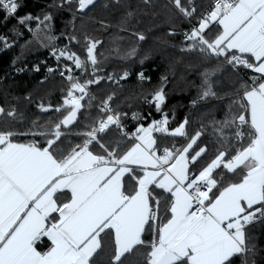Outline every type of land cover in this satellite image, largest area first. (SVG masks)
<instances>
[{"label":"snow or ice","instance_id":"snow-or-ice-1","mask_svg":"<svg viewBox=\"0 0 264 264\" xmlns=\"http://www.w3.org/2000/svg\"><path fill=\"white\" fill-rule=\"evenodd\" d=\"M95 4L59 0L50 7L75 5V13L86 14ZM168 5L177 19L189 20L181 51L219 62L201 73L200 95L192 104L217 97L212 77L218 72L231 68L237 77L226 118L212 122L215 142L200 143L203 128L190 135L187 118L170 128L163 86L145 98L161 118L145 126L151 113H133L137 126L129 132L123 122L127 113L112 106L116 93L98 99L90 90L105 79L118 83L115 75H99L102 42L85 35L78 54L69 45L80 40L71 35L69 44L57 48L50 12L18 18L31 33L22 55L33 43L50 47L57 65L47 72H58L68 87L58 106L38 105L44 113L62 115L51 126L36 121L23 131L0 126V264H98L106 239L112 247L107 264H126L140 248L142 264H235L254 251L253 228L264 225V0H212L203 13L195 0H168ZM20 7L18 0H0L5 21ZM30 21L35 28L28 27ZM133 35L145 40L143 33ZM0 43L11 48L15 41L0 36ZM134 55L135 48L127 53ZM139 79L148 78L140 72ZM93 107L99 116L73 131ZM0 116L15 120L17 110L0 106ZM113 127L117 139L108 138ZM156 133L186 143L161 148ZM70 136L81 142L66 144Z\"/></svg>","mask_w":264,"mask_h":264},{"label":"trees","instance_id":"trees-1","mask_svg":"<svg viewBox=\"0 0 264 264\" xmlns=\"http://www.w3.org/2000/svg\"><path fill=\"white\" fill-rule=\"evenodd\" d=\"M18 2L21 7L14 18L5 21L3 18L5 13L0 12V36H6L10 43L15 41L11 48H4L0 43V106L6 111L13 108L17 110L15 120L0 116V126L23 131L29 128L33 121L48 127L62 119L60 113L53 111L44 113L38 105L51 103L53 106H58L62 102L63 92L67 89L68 83L64 78L56 76L45 82L40 81V74L33 72L32 66L45 57V49L33 43L23 48L22 55V46L31 40V33L25 26L17 23L19 17L28 13L42 18L44 14L50 12L53 16L51 34L57 37L53 42L55 46L69 44L68 37L75 35L80 40V45L72 42L69 46L80 54L85 35L102 42V46L98 48V51L103 53V56L99 57L102 68L99 75L105 77L115 75L118 83L115 80L105 79L100 82L99 87L90 86L91 92L98 99H104L115 92L116 100L112 106L127 113L125 120H129L133 113L138 112L144 116L151 113L149 119L145 121L147 126L151 119H160L161 114L156 112L154 104L145 103V98L150 100L152 94L163 86L166 92L163 112L169 114L170 128L177 127L187 118L189 121L187 131L190 135L203 128L205 134L200 143L203 145L205 142H215L212 122L226 118L231 99L235 94V87H238V83H235L237 77L231 68L218 72L212 77L217 97L200 101L195 106L192 104V101L200 95L201 73L206 68H214L219 62L207 63L196 53L181 51L184 47L183 32L187 30L188 22L186 19L176 18L174 9L168 5V0H96L95 6L91 7L90 11L86 10V14L75 13V5L71 8L65 6L63 9L50 7L59 0H18ZM195 3L203 13L210 7L212 0H195ZM28 27L35 28L36 22L30 21ZM14 28L23 35L17 38L13 32ZM173 30L177 35H170ZM137 32L145 35L144 41H139L133 35ZM133 48L136 49V55L128 57L127 53ZM145 56L147 59H144ZM17 57L21 59L16 60ZM14 60H16L15 64H13ZM141 60L143 63H140ZM17 68L26 70L15 72ZM244 71L242 70V73ZM124 72H128L129 75L120 79ZM140 72H143L148 79L141 81ZM246 74L251 75V71L247 70ZM162 77H166V81L162 82ZM89 115L92 116V120L87 119ZM98 116L99 113L93 107L91 112H85L84 116L80 117L79 124L73 131L83 130L85 124H91ZM136 126L137 121L134 120L132 127ZM155 135L161 148L171 144L186 143L184 139H176L167 134ZM108 138H119V132L115 127L109 132ZM69 142L76 144L81 141L70 136L66 144ZM204 163L205 160L200 161L201 165ZM253 236L254 251L248 253L246 257H237L235 264H242L245 258L247 264H264V225L256 224L253 228ZM145 239L150 240L151 235L146 236ZM111 253V241L106 239L104 250L97 258L98 264H107ZM143 253L144 249L140 248L135 255L129 256L126 264H142Z\"/></svg>","mask_w":264,"mask_h":264},{"label":"built area","instance_id":"built-area-1","mask_svg":"<svg viewBox=\"0 0 264 264\" xmlns=\"http://www.w3.org/2000/svg\"><path fill=\"white\" fill-rule=\"evenodd\" d=\"M209 9V8H208ZM208 9L207 10H205L204 12H206V11H208ZM198 18V17H197ZM187 20V19H186ZM187 22H188V27H187V30H188V28H189V20H187ZM193 23H195V21H192ZM57 48H63L64 46H56ZM44 49H45V52H46V55H45V57L44 58H42L38 63H36L34 66H32V71L33 72H35V73H39L40 74V76H41V79H40V81L41 82H45L46 80H48V79H51V78H53L54 76H56V77H61L60 76V74L57 72V73H54V74H48V72H47V69L49 68V67H56V65H57V61H56V59L52 56V55H50V52H51V48H48V47H44ZM65 61H61V63H64ZM37 65H39L40 66V71L39 72H36V71H34L33 70V68L35 67V66H37ZM18 69V68H17ZM17 69L15 70V72H17ZM77 71V74H79V70H76ZM45 76H47L48 78L47 79H45ZM62 78V77H61ZM66 80V79H65ZM133 121H134V119H132V115L129 117V120H124L123 122L126 124V126H127V130L129 131V132H133V131H135V128H133L132 127V123H133Z\"/></svg>","mask_w":264,"mask_h":264},{"label":"crops","instance_id":"crops-1","mask_svg":"<svg viewBox=\"0 0 264 264\" xmlns=\"http://www.w3.org/2000/svg\"><path fill=\"white\" fill-rule=\"evenodd\" d=\"M48 243L49 242L47 240L44 241V245L42 246V250H43V248H46V246L48 245Z\"/></svg>","mask_w":264,"mask_h":264}]
</instances>
